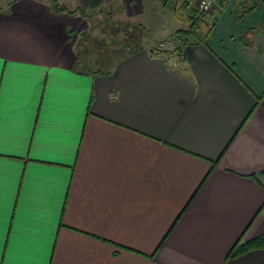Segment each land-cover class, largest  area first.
<instances>
[{"label":"crops","instance_id":"1","mask_svg":"<svg viewBox=\"0 0 264 264\" xmlns=\"http://www.w3.org/2000/svg\"><path fill=\"white\" fill-rule=\"evenodd\" d=\"M155 1L0 0V264H264L227 257L264 233V0L160 57ZM114 5L144 47L76 71L90 17L57 7Z\"/></svg>","mask_w":264,"mask_h":264},{"label":"trees","instance_id":"2","mask_svg":"<svg viewBox=\"0 0 264 264\" xmlns=\"http://www.w3.org/2000/svg\"><path fill=\"white\" fill-rule=\"evenodd\" d=\"M168 1L170 0H162L161 3L166 6ZM185 1L186 5L175 7L182 13L181 15L184 16L180 18L176 10L175 13L177 18L188 23V27L176 30L172 39L182 42L183 44L205 43L207 38L214 35V22L205 18L206 14H204L202 18H199L197 16L198 8L196 6H191V1ZM220 1H222L220 6H227L225 1ZM187 7L188 9H186ZM255 8V0H236L234 8L232 9V15L236 21H242L244 20L245 13ZM78 9L71 11L66 7H57V11L67 10L73 13L80 12L82 16L90 17V21H92V17L96 16L100 11L104 12L105 10L99 9L87 13L86 7L82 6ZM119 10H122L121 6ZM99 26L101 27V36L95 34V28ZM144 27L145 26L140 22L116 19L110 7L107 16H104L102 20H98L97 25H93L84 31H77L74 28H69L68 33L70 36L73 37V34L77 32L78 38L75 40V49L77 53L75 70L78 72L110 74L118 61L124 59L131 53L138 52L144 47ZM240 40L244 41L245 44H250V38L247 33L243 34ZM89 41L91 43H89ZM152 51L159 57L162 54L168 55L173 52V50L158 49L157 47H153ZM258 101L259 99H257V102ZM257 248H264V233L249 239H244L242 235L231 247L227 257H237Z\"/></svg>","mask_w":264,"mask_h":264},{"label":"rangeland","instance_id":"3","mask_svg":"<svg viewBox=\"0 0 264 264\" xmlns=\"http://www.w3.org/2000/svg\"><path fill=\"white\" fill-rule=\"evenodd\" d=\"M180 5L181 6L186 5V1L170 0L167 2L166 6L162 5V3H159V1L158 2L155 1L154 4H152V7H153L152 10L154 13H157V14H154L153 18L151 20H147L145 23L148 28H151V31L148 33V37H147V42H149V46L152 45L153 47H157L158 49L160 48L168 49L169 48L170 50L171 48L173 51H178L181 49V46L183 45V43L179 41H175V39L174 40L172 39L173 34H175L176 30L181 28L182 25H184L185 28L188 27V23H185L181 19L176 17L175 10H176L177 15L180 18L184 16V15H181L182 13L175 8ZM191 6H194V3L191 4ZM119 7L114 5L111 7V9L116 14V12L119 10ZM196 7L198 8V0H197ZM213 7L214 5L210 8V12L213 11L214 9ZM186 9H188V7ZM109 10H110V7H106L103 14H101L100 16L98 15V16L92 17V21L90 22V27H92L93 25H97L98 20H102L104 16L106 17L107 12ZM210 12L206 13L205 18L209 16ZM156 15H158V17ZM100 30H101L100 26L95 28V34L101 36ZM76 39L78 38L76 37L75 40ZM169 42L170 43L172 42V43L169 44ZM89 43L91 42L89 41Z\"/></svg>","mask_w":264,"mask_h":264},{"label":"built area","instance_id":"4","mask_svg":"<svg viewBox=\"0 0 264 264\" xmlns=\"http://www.w3.org/2000/svg\"><path fill=\"white\" fill-rule=\"evenodd\" d=\"M215 2H216V0H198L197 16L199 18H202L204 16V14H206L207 12H210V8L214 5ZM171 43L169 42V44H171Z\"/></svg>","mask_w":264,"mask_h":264}]
</instances>
